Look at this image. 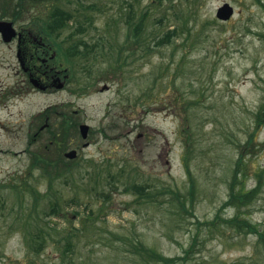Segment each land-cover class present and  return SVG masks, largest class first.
Masks as SVG:
<instances>
[{
	"label": "rangeland",
	"instance_id": "374dc122",
	"mask_svg": "<svg viewBox=\"0 0 264 264\" xmlns=\"http://www.w3.org/2000/svg\"><path fill=\"white\" fill-rule=\"evenodd\" d=\"M225 2L235 14L222 21L217 10ZM34 3L14 21L17 29L58 5L79 14V20L88 13L93 22L81 37L101 42L105 52L115 37L125 42L132 25L145 18L142 44L117 74L106 71L110 57H99L96 81L83 93L75 89L81 84L78 64L62 89L11 93L22 73L17 72L15 43L0 35V264H63L58 254L69 239L74 248L62 258L65 264H264V243L248 227L221 219L209 223L217 214L238 215L264 230V177L245 205L222 208L264 100V0H174L178 14L169 0L163 5L156 0ZM131 11L135 17L128 24ZM0 19L12 20L1 8ZM78 23L52 35L55 45H68ZM175 24L180 34L157 46ZM86 81L83 77L82 84ZM42 112L49 113L45 117ZM68 114L89 124L90 132L84 138L78 129L60 151L66 157V151L77 149L79 166L50 187L41 169H30L32 155L42 143H51L48 127L42 126L48 122L55 129ZM185 128L191 129L193 142L188 163L193 195ZM86 141L89 146L83 145ZM245 153L246 177L238 187L247 191L258 187L264 168V124ZM143 183L149 184L146 196L134 188ZM20 193L28 214L36 207L41 217L58 225L38 255L29 252L25 229L7 227L8 210ZM53 205L62 215L47 217ZM141 245L146 246L142 251ZM153 250L177 259H152Z\"/></svg>",
	"mask_w": 264,
	"mask_h": 264
},
{
	"label": "trees",
	"instance_id": "16d2710c",
	"mask_svg": "<svg viewBox=\"0 0 264 264\" xmlns=\"http://www.w3.org/2000/svg\"><path fill=\"white\" fill-rule=\"evenodd\" d=\"M160 3V5L165 4L166 0H156ZM177 2V1H176ZM170 6L175 10V14H178L177 6L178 3H174V0H169ZM37 4V3H36ZM35 3L30 2L28 0H18L15 2H11V0H1L0 7H1V14L2 15H10L12 19L16 20L18 17H23L24 13L28 8L34 7ZM132 5V4H131ZM132 7V6H131ZM145 11V15H146ZM79 14L73 13L71 10L67 8H63L61 6H55L54 8L50 9L47 13H45L44 16H40L38 14L34 17V21H37L38 26L41 29L45 30H51V31H59L54 33V36L60 35L65 29L71 27L72 22H80L78 25L74 26L73 31L68 35L69 41H71L68 45H61V48L59 49L58 56L63 58L64 61L67 62L68 66V73L70 74V79L72 76H74L76 69L74 66L76 64L80 65L81 68L79 69L80 76L77 79L78 82H81L79 84L78 88H75L77 91L85 92L87 91L90 86L93 85V82L96 81L95 76L93 75L97 63V60L99 57H105L111 58L110 65L106 66V71L112 72L113 74H117L119 72L125 71V69L128 67L130 63V55L135 56L134 50L137 49V46H140L142 44V38H141V31H142V25H143V19L139 22V24H134L131 27V32L128 34V39L125 42L118 43V40L115 37L114 41H110L111 43V49L107 52L106 49L103 47L101 42L95 41L91 42L86 40L83 36V32L88 30L87 23H92L93 19L92 17L86 13L84 20H79L78 17ZM126 17V16H125ZM135 17L133 14V11L127 16V19H125L128 24H131L132 18ZM146 17V16H145ZM190 20V19H189ZM188 20V21H189ZM181 26L179 24H175L173 28H169L167 32H165L159 39L160 42H157V46H162L166 44V42L172 40V38L175 35L180 34ZM132 39V40H131ZM132 41V42H130ZM154 46L148 47L147 52L152 51ZM131 52V53H130ZM145 52L140 54V57H143ZM135 60V58L133 59ZM132 60V61H133ZM104 75V74H102ZM87 77L86 84H82V79ZM92 77V80H89ZM141 97V96H140ZM49 112H42L40 116H47ZM67 114V113H66ZM39 118V116H38ZM63 119L61 121H56L57 125L54 129L53 125L50 124L48 127V130L50 132V139L51 143H42L40 145V148L33 152L32 155V161L30 164V169L33 170L35 168L41 169V177H46L49 180L50 187H52L55 180L58 178H61L63 176H67L70 173L76 169L79 164H75L76 159L74 160H67L66 157L63 155H60V151L67 148V144L70 141V139L73 137L74 132L78 131V123L75 121L71 114H68L67 116H63ZM255 118V127L254 130H259L262 125L264 124V100L262 104L259 106L257 111L254 115ZM40 120V118H39ZM189 129V130H188ZM185 128L186 130V152H185V161L187 163V172L190 176L191 184H192V190L191 195L194 194L195 188H194V177L192 175L191 169L188 165L189 163V156L192 153V135H191V129ZM255 131L249 135L248 140L243 147V151L240 153V157L238 158L236 162V168L233 174V181L230 184V194L228 200L223 204L222 208H227L230 206H236L240 207L242 204H246L244 202L245 199L250 197L251 199L254 194H256L262 179L264 177V168L261 170L259 174V182L258 187H255L250 190H242L238 187V185L242 182V179L246 177V172L243 169L244 166V160H245V150L253 144L254 141V134ZM33 139V137H32ZM56 143L59 145V147H55L52 145ZM76 167V168H75ZM148 183L143 184H136L134 185L135 190L139 191L140 194L147 195L149 193ZM127 191L131 190V187L126 188ZM34 190V189H33ZM24 191V190H23ZM21 191V192H23ZM23 194L18 195V201L16 202L15 206L10 207L8 210L9 216H6V222L7 227L9 229H13L16 227L25 229L26 233V245L29 249V252L31 254H41L45 250V244L46 241H49V239L52 237V231L58 230V225L56 221L52 220V218H47L46 220L44 217H41L40 214L36 211V207L28 214L27 206L24 205V200L21 197ZM5 198H2L4 200ZM248 199V200H249ZM182 207L185 208L186 205L184 202H181ZM221 208V209H222ZM92 215V213H89V215ZM47 217L54 216V215H62L61 210L57 205H53L48 211H46ZM91 217V216H89ZM223 220L224 222H227L231 224L232 226H240V227H248L249 232L256 233L258 235V240L260 242L264 243V230L259 227L258 223H253L251 220L242 219L239 220L238 215L233 216V218H223L220 214H217L216 219L213 221H210V224L215 223L216 220ZM234 224V225H233ZM71 234V233H70ZM66 245L64 246V249L61 251V254H58V258L60 257L61 262L65 264V259L70 255V252L74 248V242L73 240L69 239L66 242ZM146 246L141 245L140 249L141 251L144 250ZM193 250V248H190L187 253H190ZM149 257L155 260L160 261L164 260L166 262H174L176 261L175 258H167L160 254V252L153 250L150 252ZM179 258V257H178ZM184 260L188 259L187 256H184Z\"/></svg>",
	"mask_w": 264,
	"mask_h": 264
},
{
	"label": "flooded vegetation",
	"instance_id": "af4514ba",
	"mask_svg": "<svg viewBox=\"0 0 264 264\" xmlns=\"http://www.w3.org/2000/svg\"><path fill=\"white\" fill-rule=\"evenodd\" d=\"M28 1L39 3L42 0ZM11 2H13V0H11ZM28 9L30 10V8ZM44 15L45 13H40V16ZM0 20L12 21L15 26L14 19ZM36 22L33 20L28 26L21 27L19 29L16 28L17 35L10 41H5L2 33H0L5 42L15 43L16 57L18 65L21 68V71L17 72L22 73V81L19 82L21 86H17L19 84L18 83L10 89L11 93L17 92L18 90H26L28 92V90L34 88L51 92L66 87L69 81L70 75L68 73L67 63L59 60L58 52L60 48L54 43L56 39L52 38V35L54 33L57 34L59 31L54 32L51 30L41 29L37 24L38 22ZM62 83H64V85L60 86ZM58 112L66 111L59 110Z\"/></svg>",
	"mask_w": 264,
	"mask_h": 264
},
{
	"label": "water",
	"instance_id": "95a60500",
	"mask_svg": "<svg viewBox=\"0 0 264 264\" xmlns=\"http://www.w3.org/2000/svg\"><path fill=\"white\" fill-rule=\"evenodd\" d=\"M235 12L234 6H232L230 3L225 2L223 5H221L217 10V17L220 20L226 21L230 19ZM0 33H2L3 38L5 41H10L14 36L17 35V30L15 29L13 22L8 20H0ZM64 83H62L60 86H63ZM90 126L86 123H83L80 125V130L84 138L88 136ZM77 150L72 149L66 153V156L69 158H75L77 156Z\"/></svg>",
	"mask_w": 264,
	"mask_h": 264
}]
</instances>
